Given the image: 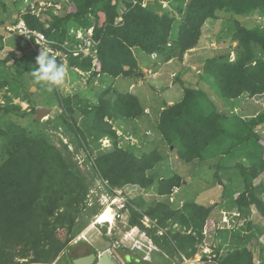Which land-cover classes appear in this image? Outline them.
I'll return each mask as SVG.
<instances>
[{
    "label": "trees",
    "instance_id": "1",
    "mask_svg": "<svg viewBox=\"0 0 264 264\" xmlns=\"http://www.w3.org/2000/svg\"><path fill=\"white\" fill-rule=\"evenodd\" d=\"M167 1L177 10L179 18L170 16L161 0H53L61 5L59 14L49 8L50 16L45 20L30 13L21 16L30 29L41 31L47 39L56 42L69 39L73 43L71 29L84 32L93 27L97 59L70 55L66 62L75 74L74 67L89 73L88 88L85 93L77 91L72 96H62L53 86L52 92L62 108L54 126H63L73 134L79 148L85 150L92 179L102 178L112 188L136 184L159 196L162 201L152 202L150 206L140 196L129 199L127 224L146 231L167 255L190 258L198 251L203 225L214 206L186 200L178 207V197L173 202L176 206L170 208L174 189L179 194L188 182L176 170L162 177L154 172L156 164L166 159L162 149L172 148V154L188 165L195 163L203 167L212 162L210 168L214 171L212 177L208 176L209 181L212 185L215 181L222 184L221 196L227 200L225 208H236L239 214L247 215L254 205L264 215V200L260 196L264 184L253 185L256 177H264V137L257 130L258 125L264 124V110L248 118L227 109L219 110L199 83L187 85L177 77L182 86L181 98L171 104L164 102L149 114L136 94L117 92L112 86L101 88L100 82L105 76H138L141 69L134 55L137 49L149 56L155 53L157 64L182 60L197 45L205 22L208 19L215 22L224 15L230 19L226 21L229 49L206 58L199 77L207 81L213 78L219 100L230 106L244 94L263 93L264 0ZM66 2L74 10L67 11ZM238 18H258L261 22L250 23V27ZM28 51H32L33 63L27 57ZM232 51L235 55L230 60ZM37 57L35 50L28 47L20 56L7 53L0 59V90H7L0 104V264L54 262L78 232L76 217L89 208V180L73 161L67 143H62L67 151L63 154L47 135L40 131L29 133L11 119L12 114L26 115L19 104L13 103V98L26 102L35 118V94L26 85L27 81L36 82L32 70L38 67ZM11 60L14 71L3 69ZM56 61L63 65L59 57ZM38 85L42 90L44 84ZM75 113L82 119L80 125ZM4 116L10 119L4 120ZM138 119L150 121L152 128L155 126V134L163 143L161 148L149 149L147 144L132 143V138L144 136L138 132ZM118 129L123 131L121 135L117 134ZM104 138L110 140L107 147L101 146ZM192 173L196 178L202 177L195 171ZM97 202L94 195L91 209L98 207ZM144 216L155 226L145 227ZM250 222H247L249 227L246 225L248 230ZM157 227L164 229L159 235L162 242L155 232ZM62 228L66 236L70 235L66 240L57 236ZM240 231L235 229L230 235L220 231L221 244L228 242L231 248L220 254L218 244L213 249V258L206 264H255L247 242L238 240ZM202 259L207 260V255L203 254Z\"/></svg>",
    "mask_w": 264,
    "mask_h": 264
},
{
    "label": "rangeland",
    "instance_id": "2",
    "mask_svg": "<svg viewBox=\"0 0 264 264\" xmlns=\"http://www.w3.org/2000/svg\"><path fill=\"white\" fill-rule=\"evenodd\" d=\"M51 0H46L45 2H50ZM53 1V0H52ZM51 1V2H52ZM162 6L169 12L170 16L174 18H179L177 14V10L173 9L167 0H161ZM65 3V8L67 11L74 10V7L72 4ZM49 5V3H47ZM26 2H18L17 0H0V36H1V44L2 48L0 49V59L4 58L7 53H15L17 55H21L22 50H26L29 46V44L26 42V40L18 35H15L16 33L14 31L8 30L7 27H10L14 20L19 17L20 13H23L25 10ZM223 19H226V16H221L219 20H215L213 22L212 20L208 19L205 24L202 27L201 30V36L199 38V41L197 45L188 50L182 60L174 59L170 62H168L165 65V68L162 69L161 65H158L156 60L153 58H150V56L146 53H144L141 50H134V55L138 60V64H142L144 67H149L152 69H155L156 71H159L161 73V76L164 77V82L159 83L161 86H164L166 84V87H160L159 84H156V77L154 76L155 71H151L150 69L143 70L139 73H143L144 78L142 80L143 84L141 86H136V81L133 77L128 76H120L115 80H111L112 77H107L105 80L100 82L101 88H106L108 86H112L117 92H126L128 91V86L130 82H134V87L129 90V92H132L136 94L139 98V101L142 106L145 104L150 106L153 111L158 110L159 106L161 104H164V102L170 100L171 102H175L179 100L182 96V86L181 82L178 81L177 77L180 80H183L185 84L187 85H196L199 83V85L204 89V91L207 93L209 98L212 100L213 103L221 105V101L219 100V97L216 95L214 89L216 90V87L214 86V79L212 78L210 81L203 80L199 77V72L201 69V64L204 62L206 58L212 57L216 54H222L225 53L229 47H228V36L227 33V24L226 21H228L229 18L223 22ZM256 19V20H255ZM230 20V19H229ZM240 23L246 24V26H250L251 24L259 23L261 22L258 18H253V20H250L249 18L247 20L243 18H238ZM219 37H223L225 39H218ZM223 48L220 49L219 45L224 42ZM8 45H11L12 48H10ZM27 45V46H26ZM230 60H233L234 58V51L230 52ZM156 54L152 53L151 57H155ZM28 59H31L32 63L34 60V56L32 54V51H28L27 53ZM7 67H3V69H7V71H14L15 67L12 65V60L7 62ZM67 67V66H66ZM186 67V69H185ZM0 69L2 67L0 66ZM70 68L65 69V78L63 83L58 86L59 93L63 96L66 94H69L70 96L74 95L77 91L86 92L88 88L87 83V77L84 74H80L77 72H73L72 70H69ZM173 71L174 73L171 75L170 72ZM75 76V78H74ZM170 78L172 81L166 82V79ZM201 79V80H200ZM39 82L33 83L32 81H27V87L30 88V91L35 94V100L36 109H43L48 108L49 113H42L40 117L34 118V114H31V112L28 109V104L21 99L13 98V103H17L21 106L22 110L26 111L25 116H17L12 114L11 119H13L15 122L20 123L22 126H24L29 133H36L38 131L42 132L44 135H47L50 140L57 145V147L62 151L63 154H66L67 151H65L62 143H67V149L69 152L73 155L72 159L77 164V167L80 169L81 173L84 174L89 180L90 183V190L87 194V202H89V205L82 210V213H79L76 217L75 222V229L78 230V234L74 239L71 241L72 245H75V241H78V243H86L87 245H90L94 249H96L97 252L102 251L105 247H109L112 251H120L121 253H128L132 255L133 257H142L144 258L146 255L149 257H152L153 263L155 264H206L205 261L202 259V255H207L208 260L213 258V249L214 247H218L219 242H214L215 245H207L205 243L206 241L203 240L202 242L198 243V251L196 254L190 258H186L187 261H184L182 257H179L177 255L175 256H169L167 255L162 248L156 246L147 233H143L142 229L139 227H134V232H130V229L132 227H129L127 224V218H128V212L126 211V207L122 209L120 212L123 216L116 217V219L113 220L110 224H103V225H93V217L94 215L101 210L103 205L99 203L100 193L98 190L102 189L101 185L103 182H101L100 179L91 177V166L89 164V160H86V152L81 147L79 148L78 144L75 142V138L73 134H70L69 131L65 130L63 126H57L55 127V119L58 114L61 113V107L59 106L57 102V98L54 95L52 91H49L48 88L44 85L42 90L39 88L38 85ZM96 83V82H95ZM155 90H154V89ZM7 91L5 88L0 90V104L3 101V93ZM249 96V95H248ZM247 95H242L238 99L235 100V103L238 105L236 109H234V113H236L239 116L244 117L245 111H243V105L244 106H250L251 98ZM223 101V100H222ZM224 102V101H223ZM217 106V105H216ZM256 104L253 101V107H248V110H252L253 113H255L257 110L262 111L264 110V107L255 109ZM218 107V106H217ZM231 109L230 105L228 107ZM152 110L149 108L148 111L149 114L153 113ZM257 114V113H256ZM255 115V114H253ZM75 116H77L78 125L81 124V117L80 115L75 113ZM5 119H10L8 116L2 117ZM138 122V129L140 134H144V136L138 138L137 140L135 138H132V143H136L137 141L148 145L146 148H153L158 147L161 148L163 146V143H161V140L158 136H156V130L155 126L152 128V123L150 121H146L145 119L137 120ZM130 129V127L128 128ZM257 130L259 133H261L264 137V124L258 125ZM123 131L120 129L117 130V134L121 135ZM126 138H129V136H126ZM63 141V142H62ZM110 140L107 138L102 139L101 146L107 147L109 146ZM144 146V147H145ZM151 147V148H150ZM162 153L164 157L163 161L159 162L155 166V173H158L159 177L166 176L169 172H179L180 175H182L185 180L188 182V186L185 182V184L182 186L183 190L177 193L178 189H174L170 200L171 207L174 208L176 205L173 203L175 201V198L180 197L178 207L184 203L186 200H195L197 202L206 203L205 201H209L212 199L213 201H209V203H213L216 200L219 190L221 189V185L215 184L212 185L209 181L210 175L213 174V171H211V164L212 162H208V166L205 165L203 167L196 166L195 163L186 164L182 161H179L175 155L172 154V148L163 147ZM148 149V150H149ZM93 157V156H92ZM79 165V166H78ZM195 171L196 174H202V177L196 178L193 176L194 173L192 171ZM192 173V174H191ZM205 176V177H203ZM203 178V179H202ZM262 179V178H261ZM214 181V180H213ZM92 184V185H91ZM187 190V191H186ZM186 193V194H183ZM195 193V194H194ZM178 194V195H176ZM94 195L98 198V207L95 206L93 209V197ZM151 191H147L145 189L141 190L140 197H148L146 198L149 200L150 198L154 199V202H161V198L159 196L154 195V197H151ZM176 195V196H175ZM134 197L128 198L131 199ZM101 199V198H100ZM182 199V202L180 203ZM176 202L178 203V199H176ZM147 205H151L152 202H146ZM207 203V204H209ZM206 204V205H207ZM234 217L232 213L226 214V216L222 217V222L226 227H230L231 223L234 220ZM144 218H142L143 220ZM150 219V218H149ZM146 221L147 225H151L150 228H152L154 225L153 221ZM215 226H217L216 223H214ZM214 224H212L211 221H205L203 227L204 231H208V229L215 228ZM92 225V226H91ZM144 225V224H143ZM147 226V227H148ZM173 229H176V227H173ZM133 230V229H132ZM158 230V228H157ZM157 230L155 231L157 233ZM130 232V235H127V232ZM126 234V236H125ZM158 234V233H157ZM156 234V235H157ZM66 235V230L64 228L59 229L57 232V236L63 239ZM80 236V238H79ZM159 236V234L157 235ZM249 234L245 231H240L238 234V240L241 238L244 242H247L249 239ZM159 239L163 240V237L159 236ZM122 241V242H121ZM201 243V244H200ZM228 243V242H227ZM136 245H139V248H137ZM229 244L227 245V247ZM222 246H220L221 249ZM230 250V248H229ZM228 250L225 252L220 251V254L227 253ZM210 256V257H209ZM258 259V258H255ZM213 262V261H212ZM41 264V263H37ZM50 264H61L57 259L54 260V262ZM122 264H129V263H122Z\"/></svg>",
    "mask_w": 264,
    "mask_h": 264
},
{
    "label": "built area",
    "instance_id": "3",
    "mask_svg": "<svg viewBox=\"0 0 264 264\" xmlns=\"http://www.w3.org/2000/svg\"><path fill=\"white\" fill-rule=\"evenodd\" d=\"M46 0H24L26 2L25 10L23 13L19 14V17L17 21L10 27H7L8 30L14 31L17 35L25 38L31 45V47L36 51L37 54H40V52L43 49H50V55H53L56 57H59L62 59L65 63L67 62L68 56H74L79 58H85V57H91L95 61L97 59V41L93 38V27H89L86 31L83 32L82 29H76L70 30V34L73 35L74 40L73 43L69 39L64 40L63 42H56L47 39V37L42 33L41 31L30 29L24 19L22 18V14L24 13H30L34 15L35 17H38L39 19L45 20L49 18V14L47 13L48 9L51 8L52 12L54 14H59L61 5L58 3L53 2H45ZM120 19V18H119ZM53 44H55L57 47H54ZM59 47V48H58ZM74 70L79 72L80 74L88 75V72H82L78 68L74 67ZM260 96H264V92L261 94H258ZM102 183L101 187L102 189L98 190L100 193L99 203L103 205L101 210L97 212L93 217V225H103V224H110L109 221H105L101 219V216L103 215V212L106 210V208H110L112 213V221L116 219V217L123 216L120 212L123 208L126 207L127 210V202H128V192L130 193L129 186H138L136 184H126L122 187H115L112 188L108 185L107 181L104 179H100ZM89 205V202H87ZM147 221H150V219L146 216L143 217ZM142 220V224H144L145 227H147L146 221ZM155 226V225H152ZM135 228L137 226H134ZM132 227L130 229V232L134 231L135 228ZM151 225H149L147 228H150ZM157 233L159 235L163 234L164 229L157 227ZM133 229V230H132ZM130 232L128 231L126 234L130 235ZM146 234V231H142ZM125 234V236H126ZM135 246L139 248V245ZM184 261H187L186 258L182 257ZM205 263L210 262V259L204 260ZM255 264H261L260 259L254 260Z\"/></svg>",
    "mask_w": 264,
    "mask_h": 264
},
{
    "label": "crops",
    "instance_id": "4",
    "mask_svg": "<svg viewBox=\"0 0 264 264\" xmlns=\"http://www.w3.org/2000/svg\"><path fill=\"white\" fill-rule=\"evenodd\" d=\"M219 43H221L219 45V48L222 49L225 42L224 43L219 42ZM8 46L10 48H12L11 45H8ZM155 57H151L150 56V58H153V59ZM172 60H174V59H171V60H169L167 62L158 63V65H161V68L164 69L165 68V65L164 64H167L168 62H170ZM139 67H140V69H143V70L150 69L151 71L152 70L155 71L154 74H156V75L154 76V78L156 77V79H155L156 80L155 81L156 84H159V83H163L164 82L165 79H164V77L161 76V73L159 71H156L155 69H152V68H149V67H144L140 63H139ZM64 68L66 69V67H64ZM185 69H186V67H185ZM200 72H202V69H200ZM173 73H174L173 71L170 72L171 75ZM107 77H109V76H107ZM128 77H130V76H128ZM131 77H133L134 80L136 81V86H141L143 84L142 80L145 79L142 72L139 73L138 76L132 75ZM74 78H75V76H74ZM106 78H104V80ZM117 78L118 77H116V78H113L112 77L111 80H115ZM170 81H172L170 78H167L166 79V82L167 83L170 82ZM95 84H97V82ZM165 85L166 84H164V86H161L159 84V86L160 87H163V88L166 87ZM133 87H134V82H130V84L128 86V91L131 88H133ZM248 97L251 98V101H249L250 102L249 103L250 106H247L246 107V106L243 105V108H244L243 111L246 112L243 118L251 117V116H253V114H256V113L260 112L259 111L260 109L257 110V107L258 108L264 107V96H260V95H257L256 94V95L248 96ZM253 101L256 104V107L254 106L255 109L257 110L255 113H253V108H252V110H248V107H251V106L253 107ZM166 102L168 104L173 103L170 100H168ZM232 103H233V106H230L231 109H229L228 108L229 107V104H225V103L221 102V105H218L219 110L227 109L229 112L234 111V109H236L238 107V105L235 103V100L232 101ZM161 105H163V104H161ZM144 107H145V110L146 109L149 110V108L152 110V108L150 106H148V104L147 105L145 104ZM146 112L148 113V111H146ZM153 118H154L153 120H155V117L154 116H153ZM211 171H214V168L213 167L211 168ZM212 175H211V177H212ZM223 181L225 182V179H223ZM260 184H262V185L264 184V177H262V176H258V177H256L253 180V185L258 186ZM218 185H221V187H220L221 189L219 190L220 193H218V196H217L216 200L214 201V204L213 203H209V201H213L212 199H210L209 201H205L206 203H204V200H203V203H202L204 205H206L207 203H209V204H212L214 206L211 209V211H210V214H209V217L207 218V221H211L212 224L216 223L217 226H215V224H214L215 228L208 229V231H206V232L204 231V227H203V230H202L203 238H202L201 242L203 240H205L206 241L205 243H207V245H209V247H210L211 245H215L214 242H219L220 241L219 244L222 246L221 249H220V251L225 252L226 250H229V248H231V246L229 245L227 247V245L229 244L227 242L221 244L222 243V238L219 237L218 233L220 231H223L224 233L227 232V234L230 235L233 230H235V229H238L239 230L240 229L242 232L245 231V232H247L249 234V239L247 241V246L249 247V249L252 252L253 262H254V260H256L255 258H258L261 261H264V215L261 214V213H259V211L257 210V208L254 205H251L250 206V213L247 214V215H245V214L243 215L241 213L239 214V211L236 208H233L232 210H227L225 208V204L227 203V200L222 199V196H221V193H222V184H218ZM129 189H131L130 190V193L128 192V197L129 198L130 197H138L140 195V193H141V190H143L139 186H132V187L129 186ZM236 194L237 193H235L234 196H236ZM154 195H156V194H153V196L152 195H150V196L151 197H154ZM260 196L264 200V191L261 192ZM141 198H143L145 202H154V199L153 198H150L149 200L146 199L148 197L145 198V197L142 196ZM160 201H162V200H160ZM170 202H172V200H170ZM181 202H182V199H181L180 203ZM209 204H207V205H209ZM227 213L228 214L232 213L233 216H235L234 217V220H232L233 222L231 223L230 227H226V225H224V223L222 222V220H224V219H222V217L226 216ZM247 222H250L251 223V225H250L251 226V229L250 230H248V228H247V227H249V225H247ZM246 225H247V227H246ZM132 232H134V231H132ZM251 232H254V234L251 233ZM218 238H219V241H218ZM198 248H199V246H198ZM182 257L185 258L184 255H182Z\"/></svg>",
    "mask_w": 264,
    "mask_h": 264
},
{
    "label": "flooded vegetation",
    "instance_id": "5",
    "mask_svg": "<svg viewBox=\"0 0 264 264\" xmlns=\"http://www.w3.org/2000/svg\"><path fill=\"white\" fill-rule=\"evenodd\" d=\"M77 234L74 237H76ZM69 237L70 235L69 236L65 235L63 240H66ZM74 237L68 240V242L66 243V245L64 246V248L60 251L58 255L57 260L61 264H73V260L75 258L87 256L90 254L94 255L92 264H96L98 259L102 256V254L105 251L109 252V256L111 257V259H113V261L116 264H122L124 262L129 263V264H155L153 263L154 259L150 256L148 257L147 255L144 258L137 257V256L133 257L132 255L128 253H121L120 251H115V250L112 251L109 247H105L102 251L97 252L96 249H94L90 245H87L86 243H80V242L78 243V241H75V245H72L71 241L74 239Z\"/></svg>",
    "mask_w": 264,
    "mask_h": 264
},
{
    "label": "clouds",
    "instance_id": "6",
    "mask_svg": "<svg viewBox=\"0 0 264 264\" xmlns=\"http://www.w3.org/2000/svg\"><path fill=\"white\" fill-rule=\"evenodd\" d=\"M119 18L121 17L119 16L117 19ZM17 19L18 18L15 19V22L17 21ZM15 22H13V24ZM26 42L31 47L30 43L27 40ZM36 64L38 65V67L32 70V76L34 77L36 82L43 83L48 88L49 91L52 90L53 86L58 87L63 83L66 74L64 67L67 66L66 67L67 69L68 65L64 61H63V65L58 64L55 56L50 55V49L45 48L40 52V54H38V57L36 58Z\"/></svg>",
    "mask_w": 264,
    "mask_h": 264
},
{
    "label": "water",
    "instance_id": "7",
    "mask_svg": "<svg viewBox=\"0 0 264 264\" xmlns=\"http://www.w3.org/2000/svg\"><path fill=\"white\" fill-rule=\"evenodd\" d=\"M42 113H49L48 108L37 109L35 119L40 117ZM94 255L90 254L87 256L77 257L73 260V264H92ZM96 264H116L113 259L109 256V252L105 251L102 256L98 259Z\"/></svg>",
    "mask_w": 264,
    "mask_h": 264
},
{
    "label": "bare ground",
    "instance_id": "8",
    "mask_svg": "<svg viewBox=\"0 0 264 264\" xmlns=\"http://www.w3.org/2000/svg\"><path fill=\"white\" fill-rule=\"evenodd\" d=\"M105 220V221H109L110 223H112V213L110 208H106V210L103 212V215L101 216L100 221ZM92 226V225H91Z\"/></svg>",
    "mask_w": 264,
    "mask_h": 264
}]
</instances>
